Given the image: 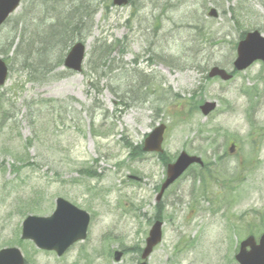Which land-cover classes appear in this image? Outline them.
Instances as JSON below:
<instances>
[{"label": "rangeland", "instance_id": "rangeland-1", "mask_svg": "<svg viewBox=\"0 0 264 264\" xmlns=\"http://www.w3.org/2000/svg\"><path fill=\"white\" fill-rule=\"evenodd\" d=\"M21 1L0 29L10 68L0 87V250L19 248L25 264H139L131 250L143 247L163 163L185 152L213 173L192 168L169 188L164 242L148 264H235L239 239L264 228V69L255 63L227 83L207 73L232 70L245 33L264 36V0H41V20L40 2ZM52 22L58 44L46 43ZM73 38L87 43L81 73L61 66ZM209 101L217 109L205 118L198 107ZM158 126L163 154L128 158ZM224 151L225 162L213 158ZM237 165L242 185L228 196L221 185ZM58 197L92 219L61 259L20 241L23 219L48 217ZM116 249L126 251L119 263Z\"/></svg>", "mask_w": 264, "mask_h": 264}, {"label": "water", "instance_id": "water-1", "mask_svg": "<svg viewBox=\"0 0 264 264\" xmlns=\"http://www.w3.org/2000/svg\"><path fill=\"white\" fill-rule=\"evenodd\" d=\"M19 0H0V26L6 20L19 4ZM127 0H113L114 6L126 5ZM210 16L216 17L214 11L209 13ZM237 60L234 63L235 69L241 71L246 69L256 60L264 61V40L260 38L257 33H252L241 41L237 46ZM83 48L81 45H76L68 58L65 61V65L72 70H79L80 63L83 58ZM7 68L0 60V86L6 81ZM209 77H220L222 80H229L230 76L226 75L223 70L212 69L209 73ZM215 108V104H206L201 107V111L204 115ZM163 129H156L155 132L149 136L145 143L144 150L146 151H161L160 144L162 142ZM194 159L186 158L185 155H181L178 158V162L174 166H168V184L179 177L183 170L193 162ZM88 217L84 212H80L67 202L59 199L57 201L56 212L48 219H34L28 218L25 221L23 234L24 238L33 240L37 246L49 250L63 251L72 243L78 240H82L86 235V227L88 224ZM159 233H153L151 240L149 241L147 251L145 255H148L151 251V247L159 242ZM264 243V240H262ZM246 245H251L246 243ZM252 246V245H251ZM264 249L255 248L252 246V251L249 255H240L241 264H264ZM21 256L17 251L5 250L0 253V264H21Z\"/></svg>", "mask_w": 264, "mask_h": 264}, {"label": "bare ground", "instance_id": "bare-ground-1", "mask_svg": "<svg viewBox=\"0 0 264 264\" xmlns=\"http://www.w3.org/2000/svg\"><path fill=\"white\" fill-rule=\"evenodd\" d=\"M41 0H37V2H36V5H37V3L38 2H40ZM43 8H44V6H43V4L40 2V4L38 5V6H36V11H37V14H39V17L38 18H43ZM64 12V13H63ZM62 13H63V17H65L67 14H69L70 12H72V11H70V10H67V9H64V11H63Z\"/></svg>", "mask_w": 264, "mask_h": 264}, {"label": "trees", "instance_id": "trees-1", "mask_svg": "<svg viewBox=\"0 0 264 264\" xmlns=\"http://www.w3.org/2000/svg\"><path fill=\"white\" fill-rule=\"evenodd\" d=\"M38 64H39V62H38Z\"/></svg>", "mask_w": 264, "mask_h": 264}]
</instances>
